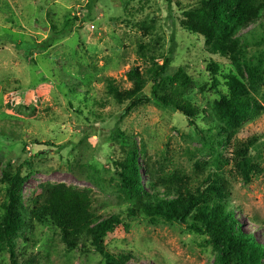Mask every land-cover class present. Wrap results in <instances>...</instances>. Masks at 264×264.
<instances>
[{
    "label": "rangeland",
    "instance_id": "1",
    "mask_svg": "<svg viewBox=\"0 0 264 264\" xmlns=\"http://www.w3.org/2000/svg\"><path fill=\"white\" fill-rule=\"evenodd\" d=\"M200 8L201 0H0V217L9 182L18 175L24 205L46 185H62L88 193L96 219L117 215L121 225L104 247L132 255L127 264H214L206 235L173 217L147 215L144 196L124 193L118 172L129 138L138 148L145 190L152 191L149 179L173 171L199 183L210 175L209 183L224 186L240 229L264 245V10L233 36L239 45L230 41L224 56L209 53L204 37L182 27L187 13ZM70 20L68 35L25 55L24 49L54 37ZM169 56L164 76H179L168 93L177 89L191 101L199 110L193 121L148 99L151 70ZM132 69L145 81L137 97L147 100L122 116L130 104L126 97L137 89L128 78ZM228 78L255 103L245 118L217 111L215 103L231 95ZM107 79L123 100L108 93ZM253 136L249 155L258 172L245 183L235 173L232 146ZM208 195L216 198L215 189ZM30 226L19 232L15 261L3 251L0 264H105L88 245L67 250L54 227Z\"/></svg>",
    "mask_w": 264,
    "mask_h": 264
},
{
    "label": "trees",
    "instance_id": "2",
    "mask_svg": "<svg viewBox=\"0 0 264 264\" xmlns=\"http://www.w3.org/2000/svg\"><path fill=\"white\" fill-rule=\"evenodd\" d=\"M262 10L264 0H201V8L193 13H187V20L182 23V27L204 37L209 53L226 56L230 41L232 45H239V41L233 36L250 21L257 19ZM72 24V20L68 21L61 31L53 32L54 37L48 38L40 45L24 49L25 55L31 57V50L34 48L40 52L48 50L56 38L70 33ZM171 63L172 56H169L164 58L162 65L151 70L154 76L148 99L160 107L172 108L193 121L199 115V110L194 109L191 101L183 99L177 89L168 93L170 83L179 76L172 78L164 76ZM246 69L250 73L254 72L255 68ZM210 73L213 87H216L217 63L210 66ZM128 78L137 89L132 95H126L130 104L122 116L142 104L143 100H147V97H137L139 95L137 90H140L145 82L142 75L136 69H132L128 72ZM106 82L108 93L118 100L122 99L114 83L110 79ZM180 82L181 87L188 86V82L183 80ZM228 87L231 95L222 96L221 100L215 103L217 111L231 118L236 116L245 118L255 104L253 99L234 78H228ZM256 142L257 138L253 136L232 146L231 161L235 173L245 183L258 172V166L249 155ZM123 144L126 146L125 158L119 164L118 172L122 189L128 197L144 196L142 207L147 215L173 217L180 224H188L191 230L206 235L212 244L214 264H264V245H260L251 234L240 229L241 224L234 216L235 210L230 207L228 198L224 197L225 189L220 180L215 181L218 184L215 186L214 182H208L211 178L209 175L199 183L196 176L178 170L160 180L149 179L148 186L152 191L148 192L141 185L138 148L135 142L125 138ZM23 182L24 178L18 175H14L10 180L7 200L2 205L0 217V252L7 251L13 262L16 254L15 242L21 228L28 229L33 223L47 224L58 230L62 243L69 251L88 245L103 258L105 264H127L128 260L133 259L130 254L114 255L105 249V238L113 228L121 225V221L117 215L96 219L92 199L88 193L62 185H46L41 194L33 198L28 206L22 201ZM206 183V188L201 187ZM212 188L215 189L216 198H209L208 192ZM23 214H27V217Z\"/></svg>",
    "mask_w": 264,
    "mask_h": 264
}]
</instances>
